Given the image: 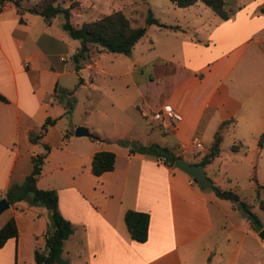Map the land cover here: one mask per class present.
I'll return each instance as SVG.
<instances>
[{"label": "crops", "instance_id": "1", "mask_svg": "<svg viewBox=\"0 0 264 264\" xmlns=\"http://www.w3.org/2000/svg\"><path fill=\"white\" fill-rule=\"evenodd\" d=\"M38 1L19 0L23 9ZM63 1V7H69L72 2ZM78 1L80 10L70 8L71 16L83 18L86 15L93 19L122 10L120 5L126 0H119L114 7H110L113 0ZM203 5L198 1L183 8L199 9ZM250 12L244 14L243 21L259 23L257 30L264 28V15H255L251 20L247 15ZM56 17L46 23L36 13L24 10L18 14L12 1L6 0L0 5V94L7 100H0V199L10 185L15 184L12 181L16 172L25 178L28 174H23L22 169L29 167V163L32 166V157L39 154L33 150L29 134L38 132L45 119L52 116L46 105L56 102L52 91L60 84L61 88L70 90L62 79L67 75L80 76L86 69H99L97 61H92L78 73L75 71L71 56L79 42L67 35L61 27L62 21L58 23ZM87 17L75 24L90 20ZM231 22L222 20L205 39L157 38L150 69L155 77L138 85L140 103L135 106L146 123L158 128L152 114L165 103L182 115V121L173 124L168 133H162L169 135L170 143L158 144L175 147V153L187 162L197 163L207 152L215 135L213 139H206L209 140L206 144L203 140L213 123L214 134L232 127L244 106V101L238 92L234 93L227 80L248 43L242 47L244 44L236 43L238 38H233L232 31H226ZM60 54L65 55L63 60ZM67 61L71 65L65 63ZM224 121L228 123L220 127ZM52 125L38 142L48 146L46 142L50 140ZM127 129L121 132L116 129L117 135L113 137L96 130L91 132L94 137L74 134L63 137L60 146L64 147L65 159L56 162L47 178L41 169L36 186L39 187V181L44 179L42 183L47 187L39 188L57 192L59 212L73 226L72 234L64 242L62 257L68 264H210L208 254L217 245L209 203L220 210L218 200L205 195L190 175L173 164L118 143V139L127 136ZM139 129L151 139L144 145L156 142L152 139V125ZM258 133L264 135V127ZM194 137L199 138L200 147L192 143ZM195 149L205 151L196 162ZM101 150L115 154L114 168L96 176L91 172V160L94 153ZM48 153L49 150L42 166ZM215 159H219V154L204 169ZM63 168L70 171L57 172ZM22 204V200L9 204L0 213L8 212L0 218V227L13 217L18 231L16 238H9L0 248V264H34V250L44 246L50 223L48 210L43 207L27 214L30 207ZM230 208L234 210L235 207ZM127 210L149 214L145 242L130 238L123 220ZM240 230L243 236L234 258L243 254L247 258L238 260V264H259L258 251L245 245L243 239L250 232L259 246H264V241L258 238L246 218ZM234 258L230 264H236Z\"/></svg>", "mask_w": 264, "mask_h": 264}, {"label": "rangeland", "instance_id": "2", "mask_svg": "<svg viewBox=\"0 0 264 264\" xmlns=\"http://www.w3.org/2000/svg\"><path fill=\"white\" fill-rule=\"evenodd\" d=\"M67 1L70 0H64L63 3ZM72 2L73 8L75 7V10L79 11L80 8L77 7L79 1L72 0ZM108 2L110 1L108 0ZM118 2L119 0H113L110 7H114ZM261 6H264V0H226L225 7L229 10L228 19L230 22L232 21V25L226 31H232L233 38H238L236 43L244 44L241 45L242 47H245L246 42L248 43L245 53L227 80L234 93L238 92L244 101V106L235 117L236 122L232 127L218 131L222 136L219 159H215L204 170L214 185L226 190L231 189L239 195L241 200L246 201L250 205V210L264 227V210L259 208V200H264V191L260 187V185H264V145L261 148L257 145V139L260 136L258 131L264 127V28L257 30L259 23L247 24L242 19L248 11H252L247 14L251 20L255 15H264L258 11ZM120 8L134 26H143L146 32L133 46L129 55L105 51L104 55H96L92 61H97L99 69L89 68L80 72L83 81L79 86L76 87L77 74L62 78L67 88L76 87L72 98L69 99L64 95L63 90L65 88H61V84L56 86L54 92L52 91L56 102L53 105L45 102L47 110L51 112V117L54 120L49 131L50 140L46 142L49 147L48 157L42 166V174L46 178L52 174L56 162L65 159L64 147L60 146L61 139L72 136L78 126H83L90 132L96 130L102 135L111 137L117 135L116 129L121 132L128 128L127 136L121 138V141L127 142L124 146L133 147L151 141L150 137L139 127L152 125V139L156 141L155 143L169 142V135L160 133L159 128L154 127L148 121L146 123L135 106L140 103L138 97L140 86L138 85H143L155 77L150 69L155 59L154 46H156L157 38L205 39L222 22V19L215 16L211 9L205 5L199 9H187L177 7L168 0H126L120 5ZM196 10L197 12H195ZM86 13H88L87 9ZM149 13L159 22L176 27V29L168 27L165 30L153 22L150 23L148 21ZM79 16H71V21L80 23L81 19L87 17L85 15L83 18H78ZM56 20L59 23L62 21V17L57 16ZM194 27L196 30L193 29ZM222 30L225 31V29ZM60 55L64 59L65 55ZM65 63L71 65L70 61ZM69 101L73 104L70 111H68L67 104ZM51 117L49 118L51 119ZM214 124L209 127L205 134L204 144L213 139L212 137L215 135L213 132ZM49 126L47 125V128ZM128 137H134L135 140L130 141ZM73 138L74 140L78 139V137ZM233 145L238 147L236 151L231 149ZM31 146L35 147L33 150L36 153L41 154L46 151L42 142L35 141ZM25 151L24 153L28 154V150ZM204 152L202 149H195V162ZM31 168L29 163V167L24 166L22 173L29 174ZM66 171L70 170L63 168L57 172L64 173ZM42 180L44 179L39 181V187H47L46 184L42 183ZM23 181L24 177H20L16 172L12 182L20 185ZM201 190L205 195L218 200L220 206L219 210L209 203L214 219L217 248L213 246L209 252L208 262L210 264H230L235 257L239 239L243 236L240 228L246 217L229 200L217 199L211 187L208 186ZM29 200L30 195L27 199L22 200L23 207H30L27 214H33L32 212L35 210L44 209L39 205H30ZM231 206L235 207L234 210L230 208ZM6 214L8 212L2 213L0 218H4ZM254 228L252 224V229ZM252 236L248 232L247 235H244L243 242L253 250L258 251V263L264 264V246H259L255 241L256 239H252ZM258 238L263 240L259 236ZM244 258L247 256L240 254L238 259H234L238 264V260Z\"/></svg>", "mask_w": 264, "mask_h": 264}, {"label": "trees", "instance_id": "3", "mask_svg": "<svg viewBox=\"0 0 264 264\" xmlns=\"http://www.w3.org/2000/svg\"><path fill=\"white\" fill-rule=\"evenodd\" d=\"M6 0H0V5ZM12 1L16 7L17 13L22 14L24 10L41 15L46 23H49L52 18L56 16L62 17L61 27L67 35L79 42L76 52L71 56L75 71L83 68L90 63L96 55L100 52H111L122 55H129L133 46L138 40L144 36L146 29L143 26H134L130 19L124 14L122 10H113L109 13L100 15L96 18L75 24L71 21L70 8L73 7V2L69 7H63L62 0H40L27 9L20 6L19 0ZM177 7H189L200 1L211 9L214 15L222 20L229 18V10L225 7V0H168ZM259 13H264V6L258 9ZM22 21V19H19ZM148 21L155 23L158 27L166 29H176V27L167 26L157 19L153 18L149 13ZM82 78L78 76L76 87L82 84ZM75 87V88H76ZM73 89H64V95L70 99L73 97L75 91ZM0 100L6 102V98L0 94ZM70 102V101H69ZM68 104V111L73 107L72 102ZM231 121V120H230ZM54 123V120L49 117L45 119L38 132H31L29 139L31 142L38 141L45 133L47 125ZM228 122L224 121L220 127ZM96 138V137H95ZM121 144H127L118 140ZM222 136L216 132L212 144L208 147L207 152L196 163L205 167L209 164L220 151ZM264 135L261 134L258 138V146L262 147ZM45 152L38 154L31 159L32 168L28 175L25 176L24 181L20 185L12 184L5 192L3 198H6L9 204L27 199L30 195L29 204L39 205L46 208L50 214V223L48 226L47 236L45 237L44 246L37 247L34 250V260L36 264H68V261L62 258V251L64 242L69 238L73 232L72 224L66 220L58 209V194L54 189H40L36 186L37 177L41 173L42 164L46 157L49 147L44 144ZM236 151L238 147L233 145L231 148ZM130 150L140 153L148 154L153 157H160L164 163L172 165L180 154L175 153V147L160 146L158 143L150 145H135L130 146ZM115 154L112 151L101 150L94 153L91 160V172L98 176L103 172L110 171L114 168ZM193 178V177H192ZM193 180L197 183L196 179ZM209 180V187L214 190L218 198L229 200L238 209H240L244 216L250 221L253 226L259 230L263 227L261 221L250 210V205L241 200L239 195L234 191L222 189L213 184ZM264 191V185H260ZM259 208L264 210V200H259ZM123 220L128 230L129 236L132 240L137 242H145L148 236L149 214L147 212L127 210L124 212ZM18 235L16 223L13 217H10L0 227V248L5 244L9 238H16Z\"/></svg>", "mask_w": 264, "mask_h": 264}, {"label": "water", "instance_id": "4", "mask_svg": "<svg viewBox=\"0 0 264 264\" xmlns=\"http://www.w3.org/2000/svg\"><path fill=\"white\" fill-rule=\"evenodd\" d=\"M75 136H87V137H94V135L85 127L78 126L74 131ZM173 166L180 169L181 171L185 172L186 174L190 175L191 177L195 178L197 184L200 188H205L210 185L208 177L205 173L204 167L198 165L196 163H189L184 160L182 157H177L174 162ZM9 207V203L6 198L0 199V213ZM257 235L264 240V227L257 230L254 228Z\"/></svg>", "mask_w": 264, "mask_h": 264}, {"label": "built area", "instance_id": "5", "mask_svg": "<svg viewBox=\"0 0 264 264\" xmlns=\"http://www.w3.org/2000/svg\"><path fill=\"white\" fill-rule=\"evenodd\" d=\"M61 59L63 60V57H61ZM152 115L153 120L157 123V126L162 133H168L173 124L182 121V115L178 113L169 103L163 104ZM192 143L197 147L201 146V142L198 137H194Z\"/></svg>", "mask_w": 264, "mask_h": 264}]
</instances>
